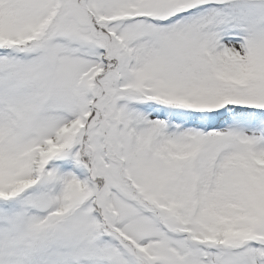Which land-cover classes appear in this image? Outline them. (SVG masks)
Listing matches in <instances>:
<instances>
[{"label":"snow or ice","instance_id":"snow-or-ice-1","mask_svg":"<svg viewBox=\"0 0 264 264\" xmlns=\"http://www.w3.org/2000/svg\"><path fill=\"white\" fill-rule=\"evenodd\" d=\"M0 264H264V0H0Z\"/></svg>","mask_w":264,"mask_h":264}]
</instances>
